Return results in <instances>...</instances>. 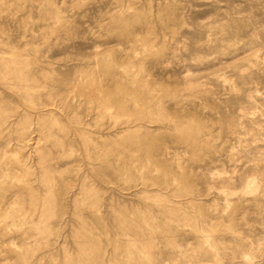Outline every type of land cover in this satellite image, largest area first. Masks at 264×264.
<instances>
[{"label":"clouds","instance_id":"clouds-1","mask_svg":"<svg viewBox=\"0 0 264 264\" xmlns=\"http://www.w3.org/2000/svg\"><path fill=\"white\" fill-rule=\"evenodd\" d=\"M0 264H264V0H0Z\"/></svg>","mask_w":264,"mask_h":264}]
</instances>
